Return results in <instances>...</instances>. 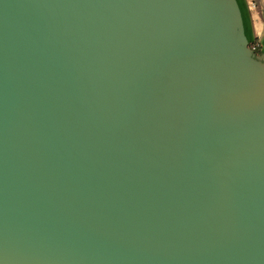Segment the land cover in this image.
Segmentation results:
<instances>
[{
    "label": "water",
    "instance_id": "1",
    "mask_svg": "<svg viewBox=\"0 0 264 264\" xmlns=\"http://www.w3.org/2000/svg\"><path fill=\"white\" fill-rule=\"evenodd\" d=\"M247 11L0 0V264H264Z\"/></svg>",
    "mask_w": 264,
    "mask_h": 264
},
{
    "label": "crops",
    "instance_id": "2",
    "mask_svg": "<svg viewBox=\"0 0 264 264\" xmlns=\"http://www.w3.org/2000/svg\"><path fill=\"white\" fill-rule=\"evenodd\" d=\"M256 7L248 9V22L250 25V32L252 43L260 50L264 48V0H254Z\"/></svg>",
    "mask_w": 264,
    "mask_h": 264
},
{
    "label": "built area",
    "instance_id": "3",
    "mask_svg": "<svg viewBox=\"0 0 264 264\" xmlns=\"http://www.w3.org/2000/svg\"><path fill=\"white\" fill-rule=\"evenodd\" d=\"M245 1H246L248 9H254L256 7V3L254 0H245Z\"/></svg>",
    "mask_w": 264,
    "mask_h": 264
},
{
    "label": "trees",
    "instance_id": "4",
    "mask_svg": "<svg viewBox=\"0 0 264 264\" xmlns=\"http://www.w3.org/2000/svg\"><path fill=\"white\" fill-rule=\"evenodd\" d=\"M250 46H251V47H254V50L256 51V53L259 54V53L261 52L260 48H259V47H256L254 42L251 43Z\"/></svg>",
    "mask_w": 264,
    "mask_h": 264
}]
</instances>
